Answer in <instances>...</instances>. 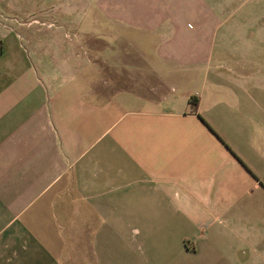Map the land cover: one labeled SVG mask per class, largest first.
<instances>
[{"label": "crops", "instance_id": "crops-1", "mask_svg": "<svg viewBox=\"0 0 264 264\" xmlns=\"http://www.w3.org/2000/svg\"><path fill=\"white\" fill-rule=\"evenodd\" d=\"M239 1L229 32L227 0H0V264H264Z\"/></svg>", "mask_w": 264, "mask_h": 264}, {"label": "rangeland", "instance_id": "rangeland-1", "mask_svg": "<svg viewBox=\"0 0 264 264\" xmlns=\"http://www.w3.org/2000/svg\"><path fill=\"white\" fill-rule=\"evenodd\" d=\"M214 2L223 1V0H212ZM242 1H248V0H242ZM234 2V3H233ZM246 3V2H245ZM235 4L237 6H235ZM239 0H227V9L224 11H216V15L219 18V20L222 21V25L224 27H227L229 32H232V25L236 21V19L243 20L249 18V11L250 9L248 6H241Z\"/></svg>", "mask_w": 264, "mask_h": 264}, {"label": "trees", "instance_id": "trees-1", "mask_svg": "<svg viewBox=\"0 0 264 264\" xmlns=\"http://www.w3.org/2000/svg\"><path fill=\"white\" fill-rule=\"evenodd\" d=\"M194 104V103H193Z\"/></svg>", "mask_w": 264, "mask_h": 264}]
</instances>
